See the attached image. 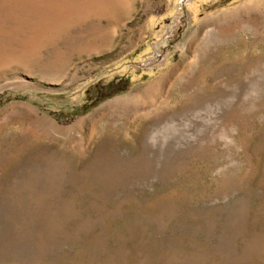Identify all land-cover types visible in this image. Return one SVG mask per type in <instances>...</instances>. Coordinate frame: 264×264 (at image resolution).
<instances>
[{
	"label": "rangeland",
	"instance_id": "374dc122",
	"mask_svg": "<svg viewBox=\"0 0 264 264\" xmlns=\"http://www.w3.org/2000/svg\"><path fill=\"white\" fill-rule=\"evenodd\" d=\"M0 264H264V0H0Z\"/></svg>",
	"mask_w": 264,
	"mask_h": 264
}]
</instances>
